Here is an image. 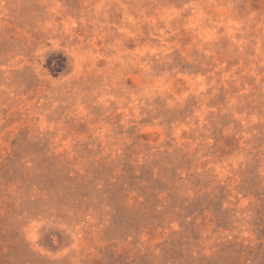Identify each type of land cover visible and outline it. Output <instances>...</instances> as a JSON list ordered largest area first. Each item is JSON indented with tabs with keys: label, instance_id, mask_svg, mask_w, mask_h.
<instances>
[{
	"label": "rangeland",
	"instance_id": "obj_1",
	"mask_svg": "<svg viewBox=\"0 0 264 264\" xmlns=\"http://www.w3.org/2000/svg\"><path fill=\"white\" fill-rule=\"evenodd\" d=\"M0 264H264V0H0Z\"/></svg>",
	"mask_w": 264,
	"mask_h": 264
}]
</instances>
